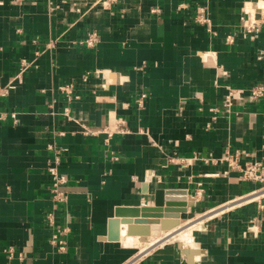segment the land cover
Wrapping results in <instances>:
<instances>
[{"label":"crops","instance_id":"obj_1","mask_svg":"<svg viewBox=\"0 0 264 264\" xmlns=\"http://www.w3.org/2000/svg\"><path fill=\"white\" fill-rule=\"evenodd\" d=\"M91 1L0 0V88L14 83L0 95V264H264V197L244 198L252 184L220 161L227 152L264 161V97L245 93L215 120L209 111L226 85L264 82V0ZM203 5L210 30L194 19ZM244 10L259 19L253 38ZM91 29L94 48L73 43ZM70 82L77 97L59 89ZM115 118L127 132L107 137ZM57 159L64 205L49 192L46 167ZM156 189L173 190L172 203L184 190L186 204L179 216L131 223L130 235L159 241L142 252L124 245V222L120 240L108 239L115 209L152 207ZM184 217L201 218L191 261L178 241H162ZM65 224L58 251L50 239Z\"/></svg>","mask_w":264,"mask_h":264},{"label":"built area","instance_id":"obj_2","mask_svg":"<svg viewBox=\"0 0 264 264\" xmlns=\"http://www.w3.org/2000/svg\"><path fill=\"white\" fill-rule=\"evenodd\" d=\"M69 0H59L60 3H64ZM116 2V0H92L89 2L88 7H95L97 5H100L104 9L111 8L112 5ZM77 11V10H76ZM206 6H200L194 16V19L196 22H199L201 24H205L207 28L210 30V20L206 13ZM242 26L245 28L246 31H249L250 38H253L254 35L258 32L259 29V19L256 18V16L252 15L244 10V14L242 16ZM99 42V34L97 30L91 29L85 32L82 36L79 38H76L73 43L78 44L80 46H83L85 48H94L97 43ZM54 46L53 41L49 40L45 46L46 49L51 48ZM31 62H23V66L29 65ZM22 70V69H21ZM106 70L103 69H95L94 73L101 74V76H104ZM17 77V76H16ZM83 80L86 79V75L82 78ZM14 87V83L9 82L7 86L0 88V95L4 94L5 91L9 88ZM59 89L61 92H63L68 98H71L75 96L73 94L74 86L73 84L67 83L59 86ZM247 93L248 96L254 100H259L264 97V82H257L255 84H252L248 87H240V86H231L226 85L225 86V93L222 96L221 105L220 106H212L209 107V111L212 113L211 119L215 120L218 116L217 113L221 114H229L231 112L232 106L239 101L241 98H243L244 94ZM146 92H141L139 96L136 99V105L138 108L143 106L144 98L146 97ZM77 97V96H75ZM63 114L66 117H69L68 115V108H64ZM12 119H16V115L14 112L11 113ZM4 118L3 114L0 112V119ZM82 125V129L84 133H98L100 130H90L87 129L85 125ZM104 132H106L107 137H110L114 133H120L124 134L127 132L126 126L123 124V120L121 118H115L114 119V125L110 129H105ZM107 140V139H105ZM171 161L173 158H170ZM179 158H177L178 160ZM180 162H183V160H180ZM220 161H225L227 167L230 170H234L240 174V178L242 181L252 184V189L245 194L244 196L250 195L252 193H257V197H264V161L263 160H245L244 162H240L239 160V153L238 152H227L225 153L222 158H220ZM58 159L56 160L55 164L47 165L46 169L50 176V182H49V192L52 201L55 202L57 205H64L67 201V192L62 188L67 183L66 175L60 173L58 171ZM251 198V200L257 198ZM235 199H231L230 201H233ZM250 200V199H249ZM258 207L260 209H264V202H261L258 204ZM46 218L49 223L54 224V212L49 211V213H46ZM69 232V226L64 225L61 228H56L52 232V236L50 239V243L53 244L58 251H64L66 247V233ZM11 253V248H8Z\"/></svg>","mask_w":264,"mask_h":264},{"label":"water","instance_id":"obj_3","mask_svg":"<svg viewBox=\"0 0 264 264\" xmlns=\"http://www.w3.org/2000/svg\"><path fill=\"white\" fill-rule=\"evenodd\" d=\"M173 190H163V189H156L153 195V201H154V206L152 207H117L115 209V216L113 218H110L108 220V233L107 238L108 239H113L117 240L119 239V223H126V231L125 233L127 235L134 234L131 232V223H140V222H145L143 218L137 217L142 215L143 217L146 215H149L147 213H150V216L157 217V216H162L161 213L164 211L166 216H179V213H182L186 210L184 204V190H180L179 193L181 194L180 196V202L177 203H172L171 200H173L170 195L173 193ZM165 195V197H164ZM166 199V202L164 203ZM164 205V206H163ZM118 216H123V218H117ZM135 217V218H127V217ZM151 223H160V219L157 218H152L149 220ZM174 225L177 224L176 219L173 220ZM173 225V224H172ZM161 228L162 227V222H161ZM173 230L172 232H175ZM147 231L143 230L140 231L138 234H146Z\"/></svg>","mask_w":264,"mask_h":264},{"label":"bare ground","instance_id":"obj_4","mask_svg":"<svg viewBox=\"0 0 264 264\" xmlns=\"http://www.w3.org/2000/svg\"><path fill=\"white\" fill-rule=\"evenodd\" d=\"M257 193H252L251 196H255ZM250 197V195H247L245 196L244 198H248ZM244 198H240V201ZM235 202H238V199H236ZM192 203V202H191ZM190 204V203H189ZM211 215H209L210 217ZM201 219V218H200ZM200 219L198 218V220H191V219H188L186 221H181V224H185L183 225L182 227H180L179 229H177L174 233L172 232V229H169L168 231V235H166L165 237H163L162 241H173V240H178V242H180V245L182 246V250H183V253L185 254V256H187L188 258V261H191L190 259V256H191V253H194V254H198L197 250H191L194 249V245H193V234H192V229H198L199 228V222H200ZM172 223V221H171ZM178 224V223H177ZM126 226V225H125ZM125 226L122 225L121 227V233H122V243L126 246H134V245H138L140 244L142 246V249L140 248L141 251H144L148 246L147 245H153L156 241H159V238L157 233H154V232H151L150 233V238L147 239H143L141 237H134L132 235H127L125 233ZM131 226V225H130ZM136 226V225H135ZM140 227V226H139ZM176 227V226H175ZM178 227V226H177ZM150 228V227H149ZM174 229V228H173ZM132 230V229H131ZM120 231V230H119ZM165 232V230H164ZM171 232V233H169ZM182 234V236H180L179 234ZM135 234V233H134ZM166 234V233H165ZM148 235V234H147ZM120 240V239H119ZM162 244V243H161ZM139 245V246H140ZM157 246V245H156ZM159 246V245H158ZM190 248V250H189ZM187 249L189 250L188 251V254L186 253ZM195 257V256H194Z\"/></svg>","mask_w":264,"mask_h":264},{"label":"rangeland","instance_id":"obj_5","mask_svg":"<svg viewBox=\"0 0 264 264\" xmlns=\"http://www.w3.org/2000/svg\"><path fill=\"white\" fill-rule=\"evenodd\" d=\"M238 201H239V199H238ZM184 219H185V220H188L189 218L184 217ZM183 225H185V224H182L181 227H182ZM173 233H174V232H173ZM192 233H193V232H192ZM182 234H183V232H182L181 234H179V235L182 236ZM194 240H195V238H194ZM173 241L176 242V241H178V240H173ZM179 243H180V242H179ZM136 245H137V244H136ZM139 245H140V244L137 245V246H138V249H139V248L142 249V246H141V245L139 246ZM147 246H148L147 248H149V247L152 246V245H147ZM147 248H146V249H147ZM146 249H145V250H146ZM141 252H142V251H141Z\"/></svg>","mask_w":264,"mask_h":264}]
</instances>
